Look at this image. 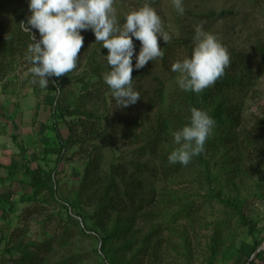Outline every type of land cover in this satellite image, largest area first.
Returning a JSON list of instances; mask_svg holds the SVG:
<instances>
[{
  "label": "rangeland",
  "instance_id": "374dc122",
  "mask_svg": "<svg viewBox=\"0 0 264 264\" xmlns=\"http://www.w3.org/2000/svg\"><path fill=\"white\" fill-rule=\"evenodd\" d=\"M145 5L156 10L164 30L171 39L168 43L158 40L165 53L162 59L149 61L140 70L134 68L133 87L140 93L141 99L127 108H119L111 89L91 75L92 67L89 65L91 58L94 59V66L102 63L109 67L105 57L108 49L102 48V43H93L88 56L84 57L77 68L69 73L71 85L68 87V95L69 101L73 103L75 97L82 93L81 79L88 83L90 81L94 98L87 103V107L95 111L99 118L96 121L101 124V139L87 142L84 152L79 150L78 146L65 151L59 165H57L58 139L56 131L52 130L53 120L50 110L48 107L44 110L45 105L37 107L38 97L34 92V86L37 83H33L35 78L29 72L33 65L17 63L15 71L3 79L0 78V111L7 114L17 113L11 121L8 120L7 124L2 120L0 122V148L10 150L11 162L16 165L13 175H10V166L3 167L0 171L2 176L0 178V236L5 238L1 246L0 262L6 259L5 264L8 263L6 257L9 255L2 250L6 242L12 240L10 236L15 229L24 231L26 239H18V242L27 244L32 241L39 243V241L49 240L55 228V221L49 229L40 223L45 216L25 218V209L33 204L29 197L30 189L27 186L30 178L25 173V167L35 168L40 165L47 170L58 167L56 174L60 183L59 197L74 199L80 185V178L87 165L88 153L95 152V157L101 161V168L105 170L115 159L126 163L139 159L140 144L135 142L134 137L139 133L141 125H154L157 120H163L167 112L174 109V104L180 102L177 93L180 89L177 83L179 74L172 72L171 67L175 62L187 58L184 43L187 41L196 43L194 37L197 26H202L203 31L215 36L229 56L242 57L240 74H245L248 81L246 87L233 91L229 96L232 105L240 110L238 111L242 128L236 133L237 137L240 135L244 144L237 143L231 135V150L226 151L227 156H225L223 143L219 140L215 141L213 131L207 139L208 145L211 144V148L207 151L213 177L210 188L222 191L226 198L237 203L248 218L256 222L259 229H264V134L261 135L258 123L264 114V55H262L264 52V0H183L185 9L183 15L175 10L172 0H114L113 7L118 23L122 26L125 22L124 17L128 13ZM213 11H225L227 15L218 19L203 18L204 15ZM134 41L138 44L135 46L138 55L141 43L135 39ZM135 62L134 56L133 65ZM107 70L110 69L107 68ZM58 86L64 89L67 87L65 84ZM87 94H89L88 91ZM17 98H22L24 102ZM27 110L29 111L26 112ZM70 120L72 118L67 117L66 121L58 124V129L64 138L69 136L67 121ZM133 121L137 122L138 126H132V130H129ZM35 123H37L35 130L28 132L29 125L34 126ZM17 142L23 148L19 147ZM46 146L56 151L45 154ZM74 152L76 155L73 154ZM191 181L188 178L178 179L169 185V189L175 195L179 194L183 200L187 198L195 201L192 207V219L181 216L177 221L167 219L164 221L167 217V211L163 210L165 206L152 210L155 222L163 223L164 228L176 225L179 227L173 231V235L165 230L164 239L170 238V241L182 243L179 238L181 231L187 232L191 239L190 251L186 254L180 247L173 246V250L172 247L166 248L162 254L161 264H210V242L215 230L223 233L218 263L230 264L232 250L225 256L228 257L227 259L221 252L226 251V247L232 244L233 247L237 249L242 247L244 252L249 253L254 239L248 229L240 225V219L233 215L234 210L218 199L210 198L206 195L207 189H203L200 183ZM49 206L51 208L48 207L47 211L51 210V214H58L57 217H63L69 224L72 223L66 216L65 208L57 204ZM84 207L86 212H91L89 206ZM74 212V210L71 211L72 214ZM80 220L84 227L86 224L88 228L92 227V221L87 220L83 224V220ZM220 221L227 225H222ZM147 230L148 226L146 232ZM92 233H78L59 244L53 252L50 263L75 258L74 264H105L100 240ZM18 252L21 251L18 250ZM15 253L17 254L16 251ZM263 258V255L259 257L260 260ZM263 262L255 264H264Z\"/></svg>",
  "mask_w": 264,
  "mask_h": 264
},
{
  "label": "trees",
  "instance_id": "16d2710c",
  "mask_svg": "<svg viewBox=\"0 0 264 264\" xmlns=\"http://www.w3.org/2000/svg\"><path fill=\"white\" fill-rule=\"evenodd\" d=\"M30 15L28 0H0L1 79L15 71L17 63L26 66L32 65L27 59V48L33 42L31 33L25 32L22 28V23H27ZM225 15H227L225 11H213L204 15L203 18L218 19ZM32 32L39 40V32L35 29ZM81 35L84 36V45L78 53V65L84 57L88 56L93 43L96 42L91 30L82 31ZM134 44L138 46L135 41ZM184 44L186 57L190 58L195 44L189 41ZM229 57L230 63L225 68L224 74L213 85L199 94L179 89L177 93L180 102L174 104V109L167 112L166 118L157 120L154 125H141L139 133L134 137L135 142L140 144L139 159H133L127 163L115 159L105 170L101 168V161L95 157V152L88 153L86 156L87 165L80 178V185L74 199L59 197L60 183L56 174L58 167L48 170L40 165L35 168L25 167V173L30 178L27 185L30 189L29 197L33 201L32 206L25 209V218L33 219L34 216H45V219L40 223L49 229L52 228L55 221V228L49 240L39 241V243L32 241L27 244L18 242V239L26 238L23 230L15 229L10 236L12 240H8L2 250L9 255L6 257L8 258L7 264H51V257L59 244L66 242L78 233L89 232H93L94 237L100 240L105 264H161L162 254L166 248L172 247L173 250V246L180 247L186 254L190 251L191 245V239L187 232L181 231L182 234L179 238L182 243L170 241V238H166V240L164 239L165 230L170 231L173 235V231L179 227L176 225L164 228L163 223L155 222V218L152 216L154 208L165 206L163 210L167 211V217L164 221L166 219L177 221L181 216H187V219L193 218L192 207L195 201H190L187 198L183 200L179 194L175 195L169 189L170 184L184 178L192 180V183H200L203 189H207L206 195L231 207L235 212L233 215L240 219V225L248 229L254 239L253 247L249 253L244 252L242 247L239 249L233 247V244L226 247V251L221 252L225 257L232 250L230 264H246L264 242V229H259L256 222L248 218L237 203L226 198L222 191L210 188L213 177L207 151L211 148V144L208 145L209 142L206 140L204 151L199 156L193 157L187 166L168 163V155L177 147L173 143L171 133L189 123L192 108L203 110L213 118L215 121L212 129L214 138L216 142L219 140L223 143L224 155L226 151L231 150V135L234 136L237 143L244 144L240 135L237 137L236 133L242 128L240 110L232 105L229 96L233 91L246 87L248 81L245 74H240L243 64L242 57L240 55H230ZM93 63L94 59L91 58L89 62L92 67L91 75L108 87L104 82L103 73H108L110 70L108 71L107 68H110L102 63L94 66ZM69 78V74L50 77L47 88H40L38 83L34 86V92L38 97L37 107L42 105L48 107L53 120L52 130L56 131L57 148L59 149L57 165L64 158L65 151L78 146V149L84 152L86 151L85 144L93 139H101L102 134L101 124L96 121L99 119L98 116L95 111L87 107V103H90L94 98L90 89V81L88 83L81 79L82 93L77 95L72 103L69 101L68 95V87L71 85ZM60 84H65L67 87L65 89L59 87ZM67 117L72 120L67 121L69 136L64 138L58 129V124L66 121ZM258 123L261 135H263L264 114ZM132 126H138L137 122L133 121L129 130H132ZM54 151L56 149H49L48 146L44 150L45 154ZM15 166V163L11 165L10 175L14 174ZM54 204L65 208L66 216L72 221L71 224L63 217H57L58 214H51V210L47 211L48 207L51 208L49 205ZM84 206H89L91 212H86ZM72 210L75 211L73 214ZM157 213L159 212L157 211ZM80 219L83 220V224L84 221H92V227L88 228L87 224L84 227ZM220 223L227 225L222 221ZM260 234L261 237H259ZM222 236V232L215 230L210 242V264H222L218 263L217 259L220 255ZM4 240L5 238L0 236V251ZM226 252L228 253L225 254ZM261 255L262 253L251 264L259 262ZM5 260L0 264H5ZM11 261L13 263H10ZM75 261V258H69L53 264H74Z\"/></svg>",
  "mask_w": 264,
  "mask_h": 264
},
{
  "label": "clouds",
  "instance_id": "9594fccd",
  "mask_svg": "<svg viewBox=\"0 0 264 264\" xmlns=\"http://www.w3.org/2000/svg\"><path fill=\"white\" fill-rule=\"evenodd\" d=\"M178 14L185 12L183 0H172ZM31 15L22 23L31 33L27 59L33 65L29 72L40 88H47L50 77H61L78 66V53L84 45L82 31L91 30L97 43L108 49L105 56L110 71L104 75L119 108L136 104L140 93L133 87V70L149 61L163 58L160 42L171 39L162 20L151 6L128 13L121 26L113 7L114 0H28ZM39 32L37 40L32 30ZM134 39L141 43L138 55ZM195 46L190 58L175 62L171 71L179 74L178 86L185 92L201 93L213 85L230 63L227 50L212 34L195 28ZM135 56V65L133 58ZM215 121L205 111L192 108L189 123L171 133L177 147L168 155V163L187 166L205 147Z\"/></svg>",
  "mask_w": 264,
  "mask_h": 264
},
{
  "label": "crops",
  "instance_id": "0c3cea01",
  "mask_svg": "<svg viewBox=\"0 0 264 264\" xmlns=\"http://www.w3.org/2000/svg\"><path fill=\"white\" fill-rule=\"evenodd\" d=\"M17 100H19V101H21L22 103L24 102L23 101V99L21 98H17ZM19 106V105H18ZM43 106V105H42ZM42 106H40V107H42ZM1 109H2V107H1ZM4 110H5V108H3ZM43 109L44 110H47V107H44L43 106ZM29 110H27L26 112H28ZM17 113H9V114H7V113H5V112H1L0 111V122H1V120L2 121H4L5 122V124H7L8 123V120L9 121H11V118H14V116L16 115ZM3 115H4V117H3ZM8 115V116H7ZM36 124L37 123H35V125L34 126H32V125H29V127L27 128L28 129V132H33L34 130H35V126H36ZM17 145L19 146V147H21V148H23L22 147V145L19 143V142H17ZM12 161V154H11V152H10V150H3V149H1L0 148V171H1V169L4 167V168H6V167H9L10 166V168H11V165H10V163H12L11 162ZM14 163V162H13ZM13 163H12V165H13ZM1 173V172H0ZM2 176H0V178H1ZM263 243H262V245H260L259 247H258V249L262 246L263 247ZM258 249L256 250V252L258 251ZM255 252V253H256ZM260 253H262V255L264 256V247L256 254V256H255V258L260 254ZM255 255V254H254ZM254 255H252V256H254ZM261 255V256H262ZM252 258V257H251ZM254 258V259H255ZM261 261H264V258H263V260H259V262H261ZM264 263V262H263Z\"/></svg>",
  "mask_w": 264,
  "mask_h": 264
},
{
  "label": "water",
  "instance_id": "95a60500",
  "mask_svg": "<svg viewBox=\"0 0 264 264\" xmlns=\"http://www.w3.org/2000/svg\"><path fill=\"white\" fill-rule=\"evenodd\" d=\"M262 248H263V247L261 246V247L258 249V251L255 253V255L252 256V258H251L246 264H251V262L254 260V258H255V256H256V254H257Z\"/></svg>",
  "mask_w": 264,
  "mask_h": 264
},
{
  "label": "built area",
  "instance_id": "2783aa9c",
  "mask_svg": "<svg viewBox=\"0 0 264 264\" xmlns=\"http://www.w3.org/2000/svg\"><path fill=\"white\" fill-rule=\"evenodd\" d=\"M263 214H264V206H263Z\"/></svg>",
  "mask_w": 264,
  "mask_h": 264
}]
</instances>
